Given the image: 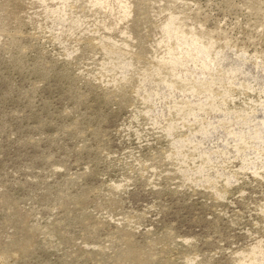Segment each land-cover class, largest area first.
<instances>
[{
	"label": "rangeland",
	"instance_id": "1",
	"mask_svg": "<svg viewBox=\"0 0 264 264\" xmlns=\"http://www.w3.org/2000/svg\"><path fill=\"white\" fill-rule=\"evenodd\" d=\"M0 264H264V0H0Z\"/></svg>",
	"mask_w": 264,
	"mask_h": 264
}]
</instances>
